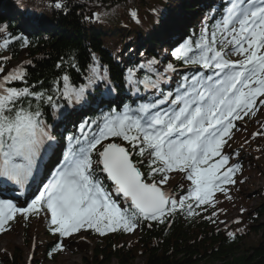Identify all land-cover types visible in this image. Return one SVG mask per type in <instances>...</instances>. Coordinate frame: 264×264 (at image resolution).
Returning a JSON list of instances; mask_svg holds the SVG:
<instances>
[{"label":"snow or ice","instance_id":"1","mask_svg":"<svg viewBox=\"0 0 264 264\" xmlns=\"http://www.w3.org/2000/svg\"><path fill=\"white\" fill-rule=\"evenodd\" d=\"M49 6L65 7L58 0ZM128 14L140 23L137 11ZM94 15L100 21L101 15ZM0 33H7V25L0 26ZM13 40L22 48L30 45L23 35L5 36L0 52L9 50ZM171 56L175 63L150 59L127 69L130 90L151 93L149 102L122 109L109 105L66 137L54 132L45 109L66 120L72 115L68 108L88 104L91 90L108 81V69L95 53L90 54L86 83L79 87L65 73L50 89L37 91L28 83L25 65L30 60L11 70L0 64V192L15 186L22 195L53 154L46 182H40L29 201L0 198V234L11 231L19 218H43L57 238L48 253L52 257L81 233L104 237L154 224L171 227L179 215L194 219L209 209L213 211L203 218L217 223L218 194L232 200L231 187L244 182L237 178L242 165L232 162L240 153L227 151L230 142L245 130L246 118L264 114V0H228L218 23L202 27L196 39L178 42ZM178 65L192 74L182 75L173 90L165 91L161 86L180 74ZM69 66L80 71L78 58ZM261 129L252 133L253 139L264 136V124ZM177 176L180 191L174 192ZM227 237L237 238L233 231Z\"/></svg>","mask_w":264,"mask_h":264},{"label":"trees","instance_id":"2","mask_svg":"<svg viewBox=\"0 0 264 264\" xmlns=\"http://www.w3.org/2000/svg\"><path fill=\"white\" fill-rule=\"evenodd\" d=\"M13 2L0 0V4L4 5L0 12V26L7 25V33H0L1 43L5 36L23 35L30 41V45L22 48L18 41L13 40L10 49L1 52L10 58L7 62L2 61V64L7 69L12 62L19 61L15 66L18 67L30 60L31 65L25 67L28 71V83L35 85V90L50 89L53 81L65 73L76 87L86 83L88 67L92 63L91 53H95L99 62L108 69V81L97 84L91 90L87 105H93V108H87L86 113H76L77 125L83 120L97 118L101 111L108 110L109 105H119L122 109L125 104L136 106L138 102H149L152 99L151 93H140L132 101L122 97L111 98L110 90L121 94L127 83V69L147 63V60L157 59L160 65L175 63L174 58L171 59L169 55L171 44H168L167 36L161 37L157 32L162 28L166 31L169 27L166 24L171 21L170 31L176 35L195 10L187 1L179 0L171 4H167L166 0H58L65 5L62 10L49 6L53 0H18L23 9L19 12ZM168 5L171 7L168 11L169 19L157 26L155 21H162ZM31 10L39 13L32 14ZM132 10L138 12L140 23H136L129 16L128 13ZM94 14L101 15L100 21L95 20ZM23 15H27V23L23 20ZM88 17L92 19H87ZM204 26V23L199 22V26L186 30L187 39L198 38ZM138 38L140 41L136 49L133 46H136ZM74 57L78 58L79 72L69 66V61ZM58 63H63L64 66L58 69ZM179 67L180 74L173 76L170 84L161 86L165 91L173 90L182 75L192 74L193 70ZM139 75L142 77L144 73ZM16 86L23 85L17 82ZM45 111L47 122L52 125L56 114L47 107ZM74 122V118L71 119L61 134H67L73 128ZM263 138L264 136H260L251 139L257 148H263L260 142ZM234 160L242 165V172L237 174V178L244 182L233 186L234 197L227 207L216 206L218 215L214 219L217 223L203 218L213 211L209 209L194 219L179 215L171 227L155 224L152 227L145 226L138 229L136 237L126 242L125 233H110L100 237L87 232V237L94 246L91 248L92 256L84 258V264H134L139 258H143L141 264H264V201L254 211L248 206L250 201L261 198L264 192L260 195L244 193L248 174L256 168L241 153ZM176 190L180 191L179 188ZM240 204H243V212L235 220H240L241 223L236 224L233 220L221 227L219 221ZM228 231L235 232L237 238L229 239ZM251 235L258 237L257 243L248 244ZM44 240L43 245L35 248L31 264H43L46 260L52 263L61 255L62 252L53 253L52 257L48 255L57 240L56 237L45 234ZM11 260L12 262L6 264H28L23 256L19 258L13 254ZM5 262V259L0 260V264Z\"/></svg>","mask_w":264,"mask_h":264},{"label":"rangeland","instance_id":"3","mask_svg":"<svg viewBox=\"0 0 264 264\" xmlns=\"http://www.w3.org/2000/svg\"><path fill=\"white\" fill-rule=\"evenodd\" d=\"M2 57H0V59H2ZM263 116L264 114L258 113L255 118H246L247 124L244 125V127H248L251 133L256 132L264 120ZM237 123L239 124L241 122ZM240 138V134L239 132H237V134H235L234 140L230 142L231 147L239 145ZM259 163L260 164L258 165V169L253 170L252 172L253 185H250L249 188H244L243 191L245 194L250 193L252 195H257L259 193L260 195L264 190V154L259 159ZM178 183H181L179 176L172 180L171 189H173L174 186ZM231 191L232 190H230V193ZM218 196L220 200L224 198L220 194H218ZM262 201H264V193L261 194V198L258 197L250 201L248 203V206L252 209V211H254ZM18 202L19 204L25 203L22 199H19ZM238 217H240L239 208H237L231 216L224 219L225 223L222 225L224 226L227 223L231 222L234 218ZM44 231L48 230L47 223L43 218H41L40 220L33 219L28 222H25L22 218H19V222L13 224L11 231L0 234V260L5 259L6 262L4 264H6L7 262H12L11 257H13L14 254L19 258L23 256L26 261H29L31 258L32 249L43 243ZM136 235L137 232L132 235H128L125 238L124 242L130 241ZM257 241L258 237L251 235L248 239V244L257 243ZM65 246V251H63L62 254L58 258H56L54 262L51 263L46 260L43 264H84V258L91 257L93 254L91 248L94 245L91 241H89V239H87L85 233L78 234L77 238L75 239L66 240ZM142 261L143 258H139L135 261L134 264H141ZM112 264L116 263L113 262Z\"/></svg>","mask_w":264,"mask_h":264}]
</instances>
